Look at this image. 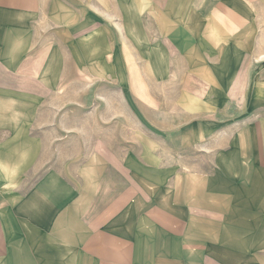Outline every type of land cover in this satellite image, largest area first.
I'll list each match as a JSON object with an SVG mask.
<instances>
[{
  "label": "crops",
  "instance_id": "crops-1",
  "mask_svg": "<svg viewBox=\"0 0 264 264\" xmlns=\"http://www.w3.org/2000/svg\"><path fill=\"white\" fill-rule=\"evenodd\" d=\"M263 28L264 0H0V264H264V92L245 72ZM152 47L155 80L180 76L179 120L204 124L184 133L195 160L36 179L35 106L84 59Z\"/></svg>",
  "mask_w": 264,
  "mask_h": 264
},
{
  "label": "rangeland",
  "instance_id": "rangeland-1",
  "mask_svg": "<svg viewBox=\"0 0 264 264\" xmlns=\"http://www.w3.org/2000/svg\"><path fill=\"white\" fill-rule=\"evenodd\" d=\"M108 24L106 21L99 32H104L103 38L116 50L123 45L120 33L124 29ZM263 31L264 28L260 30L259 43L252 48L245 71L248 74L244 75L248 86H257L259 97L264 92ZM138 35V27L132 26L127 35L131 51L140 50ZM146 52L149 57L143 59H84L81 74L66 77L59 90L35 106L33 128L44 144L40 161L45 166L36 172V179L48 171L59 172L83 180L85 186L111 163L135 164L144 160L169 166L195 160L184 133L190 126L201 130L204 124L194 126L179 120L183 115L175 100L180 97V76L171 77L162 86L155 80L162 78L156 74L161 70V60L153 57V47ZM248 94L250 91L247 97ZM144 95L158 100L160 105ZM229 113L240 114L234 107Z\"/></svg>",
  "mask_w": 264,
  "mask_h": 264
}]
</instances>
